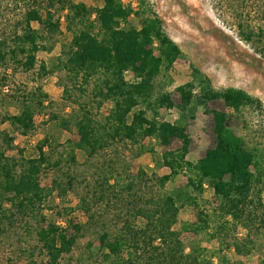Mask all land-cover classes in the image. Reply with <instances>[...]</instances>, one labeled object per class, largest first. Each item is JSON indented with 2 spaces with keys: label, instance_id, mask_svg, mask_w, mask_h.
I'll list each match as a JSON object with an SVG mask.
<instances>
[{
  "label": "trees",
  "instance_id": "obj_1",
  "mask_svg": "<svg viewBox=\"0 0 264 264\" xmlns=\"http://www.w3.org/2000/svg\"><path fill=\"white\" fill-rule=\"evenodd\" d=\"M96 2V6L77 7L72 0L36 1V7L26 11L14 35V47L5 39L0 40L2 63L11 56L14 63L28 72L41 62V69L47 73L43 57L49 44L61 36L64 42L57 67L68 80L63 86L64 94L71 98L72 89L83 94L93 85V102L98 110L107 102L113 104L103 119L102 129L95 125V106L80 107L74 125L78 139L73 144L88 158L102 156L107 150L128 142L140 144L148 138H156L166 148L180 144L179 148L164 153L172 163L171 174L149 176L140 169L136 180L118 185L116 196L125 202L126 208L123 225L114 231L105 229L96 241H89L85 246V261L88 264H213L210 260H189L185 254L180 212L188 205L199 209L197 220L189 230L195 236L209 230L204 220L210 218L208 213L213 210L222 221L231 218L234 224L244 228L248 242L256 245L264 262V152L258 144L260 141L242 135L250 130L244 111L261 110L263 103L240 89L217 91L207 76L191 66V82L176 85L182 118H186L194 98L199 97L206 107L205 113L213 116L222 129L215 157L205 162L190 161L193 138L182 119L172 124L158 119L160 110L174 108L175 102L169 93L157 89V78L179 69L184 61L181 48L165 32L163 20L146 3L136 6L130 0ZM131 18L140 24H134ZM240 35L264 56V27L253 29L242 24ZM1 79L0 86L4 88L7 79ZM49 99L42 90L23 93L16 99L20 110L17 122L24 137L35 131L36 119L43 115ZM143 105L146 109L136 111ZM60 125L68 129L70 123L60 121ZM2 136L5 147H0V235L21 228L33 241L21 249L22 254L33 257L39 252L47 264H71L75 250L81 248L86 225L73 220H68L65 226L45 225L43 208L55 192L67 195L76 189L78 178L70 168H63V162L76 163L77 158L69 155L66 159V153L59 151L61 144L45 137L38 143L35 157L22 156L18 161L6 155L15 147L16 137L7 133ZM258 139L264 140V132ZM184 169L196 175L186 187L172 194L155 191L156 187L165 188L172 176ZM48 173L54 175L52 184L44 186L42 177ZM202 180L216 189L211 200L203 205L188 191V186L200 191ZM100 194L104 196V191ZM85 210L89 224L95 218L90 214L91 208ZM227 224L225 221L220 229H225Z\"/></svg>",
  "mask_w": 264,
  "mask_h": 264
},
{
  "label": "rangeland",
  "instance_id": "obj_2",
  "mask_svg": "<svg viewBox=\"0 0 264 264\" xmlns=\"http://www.w3.org/2000/svg\"><path fill=\"white\" fill-rule=\"evenodd\" d=\"M36 1L39 0H0V40L5 39L10 47H14V35L20 28L26 11L36 7ZM130 1L136 6L144 2L152 7L163 20L165 32L182 50L184 61L179 69L169 74L162 73L157 78V89L169 93L175 102L174 108L160 110L158 119L165 124L182 119L193 138L189 160L197 163L214 158L220 147L219 132L222 129V125L213 116L205 113L206 107L199 97L194 98L186 118H182L181 97L176 91V85L191 82V66L207 76L217 91L240 89L263 103L261 110L251 108L244 111L250 130L242 135L247 139L260 141L258 144L264 152V140L258 139V135L264 132V56L256 52L251 44L244 42L240 35L242 24L253 29L264 27V0ZM72 2L77 7L97 5L96 0ZM131 21L140 24L136 18H131ZM63 42V38L58 36L49 44L47 55L43 57L47 73L41 69V62L35 69L27 72L14 63L11 56L5 63L0 61V83L3 82L1 78L7 79V86H0V147H5L2 142L3 133L16 137L15 147L6 155L20 161L22 156L35 157L38 143L45 137H50L61 144L59 151L66 153V159L69 155H75L76 163L65 160L63 168H70L78 178V186L67 195L55 192L43 208V213L47 219L45 225L48 226L55 223L65 226L68 220L86 225L81 248L75 250V260L71 264H88L85 261L87 243L96 241L105 229L114 231L121 228L126 218L125 202L116 196L120 189L118 185L136 180L140 169L149 176L171 174L173 166L164 157V153L179 148L180 144L175 143L171 148H166L156 138H148L140 144L128 142L118 148H111L94 159L88 158L81 150H76L73 143L78 136L74 125L80 107L96 104L93 102V85L83 94L72 89L71 98L64 94L63 86L68 84V80L65 73L57 67ZM39 90L50 99L45 103L43 115L36 119L35 131L24 137L17 122L20 110L16 99L22 97L23 93L33 94ZM134 91L139 94L136 86ZM112 107L113 104L107 102L100 110L96 106L93 108L98 129H102L103 119ZM145 107L140 106L136 111L146 109ZM149 116L153 118L151 111ZM60 121H68L69 128H62ZM112 173L115 175L113 178L110 175ZM53 176V173L44 175L43 185L51 186ZM106 178L109 179L108 182ZM190 178L195 179V173L184 169L180 174L172 176L165 188L156 187L155 191L172 194L181 187H186ZM200 183V191L190 186L188 191L203 205L204 201L211 200L216 189H212L204 180ZM102 191L104 196L100 194ZM87 207L91 208L90 214L95 218L89 224V216L85 210ZM198 210L196 206L185 205L180 212L183 228L181 239L189 260H210L213 264H264L256 245L248 242L244 228L228 218L225 220L228 222L227 227L221 230L225 221L214 214L213 210L208 213L210 218L204 220L209 230L195 236L189 230L197 220ZM20 235H24L23 240ZM31 243L33 241L21 228L8 235H0V264H47L45 257L39 252L33 257L21 253V249Z\"/></svg>",
  "mask_w": 264,
  "mask_h": 264
}]
</instances>
